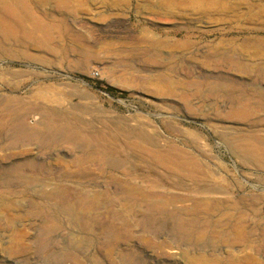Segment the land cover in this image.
<instances>
[{
  "label": "rangeland",
  "instance_id": "1",
  "mask_svg": "<svg viewBox=\"0 0 264 264\" xmlns=\"http://www.w3.org/2000/svg\"><path fill=\"white\" fill-rule=\"evenodd\" d=\"M227 135L264 153V0H0V264H264ZM83 184L149 196L88 212Z\"/></svg>",
  "mask_w": 264,
  "mask_h": 264
},
{
  "label": "bare ground",
  "instance_id": "2",
  "mask_svg": "<svg viewBox=\"0 0 264 264\" xmlns=\"http://www.w3.org/2000/svg\"><path fill=\"white\" fill-rule=\"evenodd\" d=\"M124 128H127V129H124L121 131L118 130L117 134H118L119 138H122L123 140H125V142L127 143V145L130 148L139 149V148H143L144 145L153 146L155 136L147 134L142 129H129L131 127H124ZM63 130H65V129H63ZM68 132L65 131L64 134H62V135H64L65 140L69 141V142L74 141L75 137L72 134H69ZM226 141L228 143L227 146L230 149V151H232V153L243 164L251 165V166L252 165H258V166H261L264 168V153L262 151V147L259 144L249 143L246 140L232 139L228 135L226 136ZM156 142H155V144H156ZM158 144H160V142H158ZM144 151L146 152V154L149 158L155 159L160 165H163L164 167H166L169 170L173 169V164L169 163V161L167 160L169 157L168 153L165 154V153L161 152V153L155 154L152 150H150L148 148H145ZM110 154H112V153H110V151L103 149L100 146L96 147V148L95 147L90 148V150L87 152V155L89 157H92V158L101 157L103 159V161ZM75 157H76V162H78L80 160V157H78L77 155H75ZM104 162L106 163L107 167L113 171L121 168L120 164L116 163L113 160H111L110 162L109 161H104ZM81 186L85 187V191L88 195V196H86L85 202H84L85 205L87 206L86 210L88 212L89 211L95 212L96 209H98V208L100 209V208L106 206L107 204L109 205V203H108L109 198H112L116 202V204L121 205V207L123 208V211L128 212L131 209H130V205L123 204V203H125L124 196L129 195V196L136 197V198H146L149 196V193H146V191L139 190L137 188H132V187H127V189H126L127 193L124 194V192H119L116 190L102 191L101 186H96V185L94 186V185H89V184H85V185L83 184ZM127 199L128 198H126V201H127ZM128 201H131V200L128 199ZM112 203L114 204V202H112ZM116 206H114V207H116ZM108 207H110V206H108ZM111 210H109V211H111ZM68 215H73V211L71 209L69 210Z\"/></svg>",
  "mask_w": 264,
  "mask_h": 264
}]
</instances>
